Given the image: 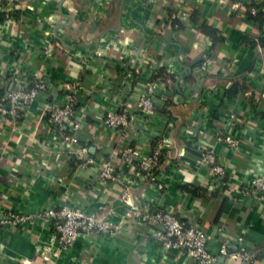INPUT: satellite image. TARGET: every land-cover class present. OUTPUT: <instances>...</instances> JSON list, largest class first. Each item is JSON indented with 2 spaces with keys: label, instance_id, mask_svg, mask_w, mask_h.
I'll list each match as a JSON object with an SVG mask.
<instances>
[{
  "label": "crops",
  "instance_id": "0c3cea01",
  "mask_svg": "<svg viewBox=\"0 0 264 264\" xmlns=\"http://www.w3.org/2000/svg\"><path fill=\"white\" fill-rule=\"evenodd\" d=\"M254 5L264 12V0L3 1L0 68L18 67L52 89L26 113L0 120L1 208L31 216L16 228L0 227V264H194L156 240L163 228L148 214L159 209L202 229L214 252L241 237L252 254L251 262L219 258L217 264H264V203L242 192L255 173L264 176V17L260 23L249 16ZM172 11L182 16L177 30L169 22ZM205 57L213 64L201 73ZM150 77L166 88L154 100L152 138L137 144L145 153L162 152L164 189L132 181L125 165L104 182L98 166H79L77 152L118 158L121 139L105 126L103 113L119 100L134 111ZM234 80L252 94L228 98ZM68 87L82 119L76 144L55 133L45 114ZM218 132L237 139V149L218 142ZM207 148L223 177L199 165ZM125 192L129 203L122 200ZM62 206H80L108 220L114 232L79 236L61 251L51 226L37 215ZM54 253L57 258H44Z\"/></svg>",
  "mask_w": 264,
  "mask_h": 264
},
{
  "label": "built area",
  "instance_id": "2783aa9c",
  "mask_svg": "<svg viewBox=\"0 0 264 264\" xmlns=\"http://www.w3.org/2000/svg\"><path fill=\"white\" fill-rule=\"evenodd\" d=\"M4 0H0L1 4ZM238 7V4L235 8ZM262 10V5L250 6L248 12L254 16ZM178 11L169 14V22L182 21ZM174 30L178 25L174 24ZM213 61L205 57L199 65V71L206 73ZM160 88H166L165 83L148 78L143 89L135 101V109L129 110L126 103L119 100L114 109L106 110L103 114V123L107 128L116 132L121 139L118 148V158L108 156L96 159L87 155L85 148L79 149L77 157L81 168L98 166L99 177L102 181H114L117 177L118 168L121 165L129 166L132 181H149L159 190L164 189L160 172L158 171L160 149L156 148L145 153L142 146L137 144L140 137L151 139L152 132L149 128L150 119L157 114L155 97ZM52 89L43 79L29 76L18 67L10 65L0 68V120L5 122L17 116L18 112H27L33 102L42 93H50ZM111 93V91H110ZM114 94V92H112ZM73 87H68L58 104H48L45 109L46 120L55 133L61 134L63 140L69 144L78 142L77 133L81 128L82 119L76 115V97ZM234 115L229 120H234ZM149 119V120H148ZM141 121V122H138ZM231 124L235 122H229ZM140 125V126H139ZM216 140L224 143L229 149H237L238 140L229 134H216ZM199 165L208 169L214 178L223 177L225 170L218 160L213 149H203L199 154ZM264 166V164H263ZM157 171V172H156ZM244 194L251 192L258 200L264 203V176L255 173L249 183L244 186ZM123 202L129 203V194L125 192ZM3 194L0 190V227L16 228L28 221L31 216L5 210ZM149 220L162 226V231L155 234L156 240L163 244L165 250L180 251L184 257L194 264H217L219 258H230L251 262L252 254L243 245V239L222 243L217 251H212L207 245L208 239L204 231L195 225L179 220L172 213L163 209L148 214ZM37 217L48 223L52 228V236L61 251L67 250L79 236H90L95 233L114 232L112 224L95 214L83 211L80 206H62L58 209H47L40 212ZM46 260L57 258L54 253L45 256Z\"/></svg>",
  "mask_w": 264,
  "mask_h": 264
},
{
  "label": "trees",
  "instance_id": "16d2710c",
  "mask_svg": "<svg viewBox=\"0 0 264 264\" xmlns=\"http://www.w3.org/2000/svg\"><path fill=\"white\" fill-rule=\"evenodd\" d=\"M2 4H3V2H2ZM263 15H264L263 11H259L254 16L249 14V16L252 17L253 20L258 21L260 23H262V20H263V17H264ZM174 24L178 25V29L182 26V22H180V21H175L173 24H171V26L173 27ZM204 32L208 33L213 41L217 40L216 35H215L216 32H214L212 30H209V29H205ZM244 43L248 44L251 48H255V46H256L253 41L247 40V38L244 40ZM260 45L264 48V41H261ZM250 91H251L250 86H248L245 83L239 82V80H234L232 85H231V87L226 91V95H227L228 98H234V97H236V95L238 93H242V92L244 94H246V93L252 94ZM0 96H1V91H0ZM162 158H163L162 152H160L158 171H159V167L161 166V164L163 162ZM188 191H189V193L194 194V193H196L198 191V188L197 189H188Z\"/></svg>",
  "mask_w": 264,
  "mask_h": 264
}]
</instances>
